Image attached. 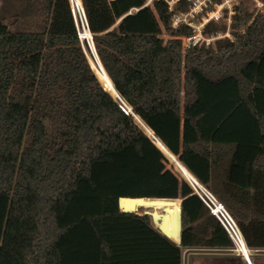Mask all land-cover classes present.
<instances>
[{
	"label": "trees",
	"instance_id": "16d2710c",
	"mask_svg": "<svg viewBox=\"0 0 264 264\" xmlns=\"http://www.w3.org/2000/svg\"><path fill=\"white\" fill-rule=\"evenodd\" d=\"M28 1L43 4L40 31L0 15V264H178L180 250L232 248L166 155L264 249V13L238 17L234 40L183 49L192 31L172 28L162 0H81L90 67L69 0ZM119 197L180 200V246L119 213Z\"/></svg>",
	"mask_w": 264,
	"mask_h": 264
},
{
	"label": "rangeland",
	"instance_id": "374dc122",
	"mask_svg": "<svg viewBox=\"0 0 264 264\" xmlns=\"http://www.w3.org/2000/svg\"><path fill=\"white\" fill-rule=\"evenodd\" d=\"M214 2L219 4V9L215 8L213 5L209 6L210 8L207 11H212L213 13L210 15L212 21L208 24L206 31L215 37L212 39L211 35H207L205 32L202 34L205 39H210L208 40L210 41L209 45L204 44V47L206 48H215L217 41L222 43L225 39L234 40V33H242L243 28L239 26V20L237 18H241L244 12L251 16V20L257 14L264 13V0H214ZM77 4L80 6V0H77ZM0 15L11 31H40L45 22L43 4L38 1L0 0ZM215 17H218V19H215ZM199 23H204L200 20V16L194 21L195 33H197V31L199 33V31L203 29ZM81 30L82 28L78 24L79 32L84 33L87 29L84 31ZM161 38L166 41L169 37L163 32ZM81 39L87 59L90 65H92L95 60V53L91 45L90 34L89 37H81ZM87 42L89 43L90 48L88 47ZM166 157L168 160L166 167L180 180H184L190 185V183L180 175L170 158L167 155ZM178 201L180 202V200ZM152 211L153 209L150 208H140L137 213L143 215L147 212L151 213ZM158 212L163 213L162 210H159ZM152 223L154 227L158 225L157 222Z\"/></svg>",
	"mask_w": 264,
	"mask_h": 264
},
{
	"label": "built area",
	"instance_id": "2783aa9c",
	"mask_svg": "<svg viewBox=\"0 0 264 264\" xmlns=\"http://www.w3.org/2000/svg\"><path fill=\"white\" fill-rule=\"evenodd\" d=\"M166 4L167 10L171 13V22L172 28L176 29L178 27L184 26L186 28L191 29L192 35L191 36H183L181 37L183 49H187L191 46L200 47L204 44H210L209 38H204L202 34L205 32L207 35H211V33H207L206 28L208 24L212 21V17L210 15L213 13L212 11H207L210 7L214 6L215 8L219 9L218 3L216 4L214 0H162ZM152 0H147L145 5H150ZM71 13L73 17L74 24L76 26L79 39L81 40L80 33L78 31V24L81 26L82 30L84 27H87V22L85 18V14L82 8L81 0L80 6L77 4V0H69ZM184 5L183 9H180V5ZM182 8V7H181ZM76 10V13H75ZM205 16H204V15ZM200 16V20L204 23H199L202 26V30L197 31L195 33V25L194 21L197 17ZM218 19V17H215ZM203 24V25H202ZM212 39L215 37L211 35ZM119 102V101H118ZM119 107L124 111H128V107L124 103L119 102ZM192 186L195 194L201 199L204 205L209 209L210 214L217 219L220 223L222 228L227 233L228 237L232 241V243L237 246H240L243 249L241 244V239L243 237L239 228L237 227L236 223L229 215V213L225 210V208L207 191V190H199L197 189L192 182H189ZM244 242V240H243ZM245 244V243H244ZM246 258V253H242Z\"/></svg>",
	"mask_w": 264,
	"mask_h": 264
},
{
	"label": "water",
	"instance_id": "95a60500",
	"mask_svg": "<svg viewBox=\"0 0 264 264\" xmlns=\"http://www.w3.org/2000/svg\"><path fill=\"white\" fill-rule=\"evenodd\" d=\"M88 47L90 48L89 43L87 42ZM91 45L94 50V46L92 43L91 39ZM95 53V50H94ZM96 55V53H95ZM97 56V55H96ZM102 68V67H101ZM102 72L105 74V71L102 69ZM113 92L115 94V97L111 95L113 98L117 99L120 103H124L123 100L119 97L117 92L115 91L114 87L112 86ZM110 94V93H109ZM125 104V103H124ZM128 112L134 117L135 121L137 124H141L138 126L141 128V130L147 135L146 131H148L147 127L144 125V123L131 112L130 109H128ZM151 137L158 142L160 147L166 152L167 154L169 153L164 146L159 142V140L154 136L153 133H151ZM160 148V149H161ZM169 156L173 159V161L179 166L185 169L177 159H175L170 153ZM186 170V169H185ZM188 172V171H187ZM189 174V173H188ZM190 179L192 183L198 188L199 190H206L203 186L198 185L199 183L193 178L191 174H189ZM190 182L189 180H187ZM177 202L179 203L178 206V211L176 213V218H177V231H178V241L175 242L171 239V232L169 230V219L170 215L175 211V207L177 205ZM117 207L119 213L122 214H138L137 211L140 208H147V209H153L151 213L147 212L146 216H149L151 221L154 223H158L156 225V229L167 239L175 243L177 246H180V240H181V233H182V225H181V201L179 202L178 200H172V199H147L143 197H137V198H132V197H119L117 199ZM156 207H160L163 213H159L156 209ZM153 224V223H152ZM192 252H221L219 249H187L184 253V258L187 256L188 253Z\"/></svg>",
	"mask_w": 264,
	"mask_h": 264
},
{
	"label": "crops",
	"instance_id": "0c3cea01",
	"mask_svg": "<svg viewBox=\"0 0 264 264\" xmlns=\"http://www.w3.org/2000/svg\"><path fill=\"white\" fill-rule=\"evenodd\" d=\"M179 173L185 179L184 173L181 171ZM187 179H190V177H187ZM176 206L178 209V202ZM156 209L161 210L160 207H156ZM173 241L177 242L178 239ZM240 241L247 258L242 254L243 249L240 244L237 246L233 244L232 248L219 249L221 252H192L188 253L185 258L184 253L186 250H180L178 264H264V249H250L246 247L242 239Z\"/></svg>",
	"mask_w": 264,
	"mask_h": 264
},
{
	"label": "bare ground",
	"instance_id": "6f19581e",
	"mask_svg": "<svg viewBox=\"0 0 264 264\" xmlns=\"http://www.w3.org/2000/svg\"><path fill=\"white\" fill-rule=\"evenodd\" d=\"M85 29H87L86 27H84V30ZM84 30H81V31H84ZM88 30V29H87ZM89 31V30H88ZM81 37V36H80ZM90 39H91V37H90ZM81 41H82V39H81ZM84 49V48H83ZM85 52V51H84ZM86 55V54H85ZM87 57V56H86ZM97 57V56H96ZM99 60V59H98ZM90 64V63H89ZM90 67H91V65H90ZM100 82V81H99ZM101 83V82H100ZM101 85H102V83H101ZM102 87H103V85H102ZM104 89V88H103ZM200 185V184H199Z\"/></svg>",
	"mask_w": 264,
	"mask_h": 264
}]
</instances>
